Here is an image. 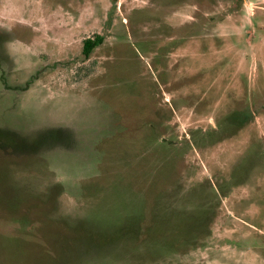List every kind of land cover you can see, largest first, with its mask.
<instances>
[{"label":"rangeland","instance_id":"rangeland-1","mask_svg":"<svg viewBox=\"0 0 264 264\" xmlns=\"http://www.w3.org/2000/svg\"><path fill=\"white\" fill-rule=\"evenodd\" d=\"M0 264H264V0H0Z\"/></svg>","mask_w":264,"mask_h":264},{"label":"trees","instance_id":"trees-1","mask_svg":"<svg viewBox=\"0 0 264 264\" xmlns=\"http://www.w3.org/2000/svg\"><path fill=\"white\" fill-rule=\"evenodd\" d=\"M101 38H87L84 41V54L89 56L93 48L100 42Z\"/></svg>","mask_w":264,"mask_h":264}]
</instances>
